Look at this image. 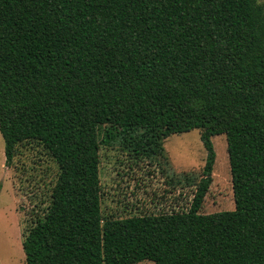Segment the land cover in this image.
Here are the masks:
<instances>
[{"label":"trees","instance_id":"1","mask_svg":"<svg viewBox=\"0 0 264 264\" xmlns=\"http://www.w3.org/2000/svg\"><path fill=\"white\" fill-rule=\"evenodd\" d=\"M194 129L189 210L103 217L101 146L152 159ZM0 133L7 166L36 142L59 168L26 264H264V1L0 0ZM220 134L236 208L203 214Z\"/></svg>","mask_w":264,"mask_h":264},{"label":"rangeland","instance_id":"2","mask_svg":"<svg viewBox=\"0 0 264 264\" xmlns=\"http://www.w3.org/2000/svg\"><path fill=\"white\" fill-rule=\"evenodd\" d=\"M212 141L216 161L200 211L203 214L236 208L227 137L216 135ZM164 146L163 154L152 159L132 154L118 144L101 146L104 218L189 210L207 160L201 130L173 134L164 140ZM5 160V141L0 133V264H26L25 230L49 205L59 168L36 142L21 145L10 166ZM136 264L153 263L145 260Z\"/></svg>","mask_w":264,"mask_h":264}]
</instances>
